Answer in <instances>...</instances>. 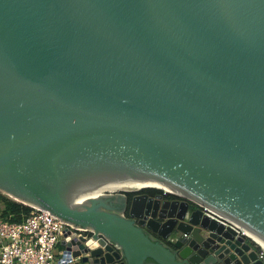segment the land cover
Masks as SVG:
<instances>
[{"label":"water","instance_id":"95a60500","mask_svg":"<svg viewBox=\"0 0 264 264\" xmlns=\"http://www.w3.org/2000/svg\"><path fill=\"white\" fill-rule=\"evenodd\" d=\"M0 193L67 262L264 264V0H0Z\"/></svg>","mask_w":264,"mask_h":264},{"label":"built area","instance_id":"2783aa9c","mask_svg":"<svg viewBox=\"0 0 264 264\" xmlns=\"http://www.w3.org/2000/svg\"><path fill=\"white\" fill-rule=\"evenodd\" d=\"M32 209L20 222L0 217V264H79L73 258L62 260L63 248L57 256L56 249L62 246L66 230L85 234L64 226L45 210Z\"/></svg>","mask_w":264,"mask_h":264},{"label":"trees","instance_id":"16d2710c","mask_svg":"<svg viewBox=\"0 0 264 264\" xmlns=\"http://www.w3.org/2000/svg\"><path fill=\"white\" fill-rule=\"evenodd\" d=\"M153 193H161L159 190L156 189H149ZM132 196L133 194H128ZM33 211L32 208L20 204L18 202L13 201L12 199L2 195L0 193V217L2 218H9L12 222H20L23 219V216H27L29 213ZM247 241L258 251L260 248L255 245L251 240L247 238Z\"/></svg>","mask_w":264,"mask_h":264},{"label":"flooded vegetation","instance_id":"af4514ba","mask_svg":"<svg viewBox=\"0 0 264 264\" xmlns=\"http://www.w3.org/2000/svg\"><path fill=\"white\" fill-rule=\"evenodd\" d=\"M143 193H147V194H149V195H155V194H157V193H153L152 191H149V189H147V190H145V191H143ZM131 195V194H130ZM127 197H129V195H127ZM171 198V197H170ZM173 198V197H172Z\"/></svg>","mask_w":264,"mask_h":264},{"label":"crops","instance_id":"0c3cea01","mask_svg":"<svg viewBox=\"0 0 264 264\" xmlns=\"http://www.w3.org/2000/svg\"><path fill=\"white\" fill-rule=\"evenodd\" d=\"M60 250H59V246L57 247V249H56V256H57V253L59 252Z\"/></svg>","mask_w":264,"mask_h":264},{"label":"bare ground","instance_id":"6f19581e","mask_svg":"<svg viewBox=\"0 0 264 264\" xmlns=\"http://www.w3.org/2000/svg\"><path fill=\"white\" fill-rule=\"evenodd\" d=\"M232 223H233L235 226L237 225V224H235L234 222H232ZM237 227L240 228L238 225H237Z\"/></svg>","mask_w":264,"mask_h":264},{"label":"rangeland","instance_id":"374dc122","mask_svg":"<svg viewBox=\"0 0 264 264\" xmlns=\"http://www.w3.org/2000/svg\"><path fill=\"white\" fill-rule=\"evenodd\" d=\"M61 249H62V247L59 246V250H61Z\"/></svg>","mask_w":264,"mask_h":264}]
</instances>
